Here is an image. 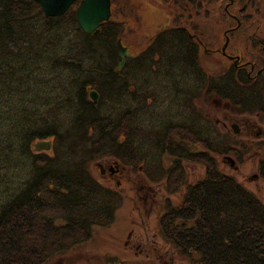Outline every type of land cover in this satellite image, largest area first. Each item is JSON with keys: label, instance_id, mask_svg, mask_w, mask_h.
I'll use <instances>...</instances> for the list:
<instances>
[{"label": "trees", "instance_id": "16d2710c", "mask_svg": "<svg viewBox=\"0 0 264 264\" xmlns=\"http://www.w3.org/2000/svg\"><path fill=\"white\" fill-rule=\"evenodd\" d=\"M163 1L173 23L156 31L146 48L125 57L120 67L116 41L124 23L112 16V9L99 31L87 34L76 20L79 0L59 16H46L35 0H0V108L3 100L25 90L39 94L45 80L30 72L39 61L45 60L62 77V94L48 105L49 119L39 116L43 110L28 95L13 120L7 111L0 117V264H47L54 255L86 243L94 227L113 221L121 194L101 184L89 166L108 155L163 182L167 193L185 186L181 205L173 207L168 200L159 220L161 235L182 256L195 254L201 264H264V203L223 172L214 155L232 149L219 148L204 135L208 125L188 116L168 118L148 132L136 120L137 109L155 103L154 90L137 84L148 69L172 82L179 75L194 82L182 90L187 96L182 110L193 109L209 124L207 104L213 96L228 101L236 113L264 115V90L258 81L252 83L226 59L219 71L207 72L200 51L216 52L210 48L216 40L186 24L211 16L222 25L229 19L230 25L236 0L227 7V0ZM62 34L68 36L67 43ZM194 86L200 87L198 100ZM88 88L98 92L97 102L89 99ZM124 95L136 100V107L122 102L121 110L102 109L106 102L114 107ZM201 99L206 101L200 111L190 107ZM39 140H48L50 148L35 150ZM13 151L19 156L13 158ZM23 161L30 162L32 174L27 183L15 186L11 180ZM185 162L203 166V177L188 183ZM258 170L264 179V159Z\"/></svg>", "mask_w": 264, "mask_h": 264}, {"label": "rangeland", "instance_id": "374dc122", "mask_svg": "<svg viewBox=\"0 0 264 264\" xmlns=\"http://www.w3.org/2000/svg\"><path fill=\"white\" fill-rule=\"evenodd\" d=\"M237 3L240 5L242 2ZM246 4L250 5V8L244 9L247 12H254V4L260 8L257 13L254 12L255 22H250L246 27H243V33L240 32L241 29L232 33L230 27L235 25V21L231 17L230 25H228L229 19L222 25L211 16H198L186 22V24L191 25L195 32L198 29L199 33L204 30L216 40L211 43L210 48H214L217 53L209 51L202 54L203 52L200 51V64L207 72H217L221 65L227 64L225 59L220 57L219 52L226 54L225 52H229L230 47L231 49L238 47V50L245 52L250 50L252 46L264 44V0H248ZM111 6L112 16L124 23L123 34L120 39L122 45L126 46L129 55L142 52L150 42V36L161 27L173 23L172 15L163 0H111ZM254 18L249 17L248 20L253 21ZM246 22L247 20H245ZM215 34H219V36ZM226 36L229 37L228 44L223 46ZM258 37L263 38L262 42L257 40L254 44L252 41ZM67 38L66 34L61 35V40L63 39L65 43H67ZM263 44L261 47H264ZM149 70L142 71L137 79L139 89H152L155 92L153 106L145 107L143 110L137 109L136 120L140 121L145 131L148 132L150 128L154 127L159 128L168 118H180L182 116H188L189 120L198 121L200 124L202 123V126L207 124L208 129L203 131L204 135L209 134V137L215 140L219 148L228 146L232 149V152L223 155L214 153L218 167L223 172L233 175L247 190L254 193L264 203V179L258 170L261 159H264V115L262 113H236L231 109L228 101L213 96L214 98L211 97L210 103L207 104L209 107L207 113L212 121L209 124L205 117L200 118L198 113L192 111L193 109L182 110L183 101L185 102L187 98L185 91L182 90L190 88L195 84L194 82L190 83L186 77L183 79L184 76L181 75L175 76V81L172 82L168 76L155 75ZM30 72H33L31 75H36L38 79L45 80L39 94L37 91L25 90L24 94H20V96L16 95L10 100H3L4 106L3 109L0 108V117L4 116L3 112L7 111L9 119L13 120L14 112L23 107L22 105L27 101L24 96L28 95L29 98L33 99V103L36 101L37 107L43 110H38L41 113L39 116L49 119L47 114L49 115L51 108L48 109V105L55 103L58 95L62 94V92L60 93L62 77L45 60L33 65ZM127 77L132 82L131 75L127 74ZM20 86H25V84H20ZM192 90L195 99L198 100L200 87L194 86ZM25 92H27L26 95ZM204 101L206 100L201 99L200 104L195 101L190 104V107L200 111V106L204 105ZM122 102L133 107L137 105L136 100L124 95L118 102L113 103L114 107L107 102L101 106L106 111H117L124 108ZM34 106L36 109V105ZM47 109L48 111H46ZM33 111L35 114V110ZM233 124L238 129L237 132L234 131ZM47 146L50 148L49 145ZM18 156L19 152H12L13 158ZM228 158L234 161L232 166ZM18 165L19 169H15L17 174L11 180L15 186L22 185L24 182L27 183L29 181L27 179L32 174L30 162H24L22 165L19 163ZM114 165L119 166L120 173L110 176L109 167H116ZM89 166L93 176L101 184L119 191L122 197L121 204L115 210L113 221L110 224L94 227L93 235L86 243L54 255L47 264H201L195 254L190 257L182 256L176 245L167 242L159 230V220L165 211V204L169 200L171 206H180L185 186H181L172 194L167 193L164 190L163 182L153 181L142 169L124 165L111 155L98 158ZM100 166L104 169L103 173L99 171ZM184 168L187 172L188 183H194L201 179L205 172L203 166L190 162H185ZM19 177L21 179L16 182Z\"/></svg>", "mask_w": 264, "mask_h": 264}, {"label": "water", "instance_id": "95a60500", "mask_svg": "<svg viewBox=\"0 0 264 264\" xmlns=\"http://www.w3.org/2000/svg\"><path fill=\"white\" fill-rule=\"evenodd\" d=\"M39 3L43 13L46 16H59L66 12L71 4L76 0H35ZM111 0H79V4L76 8V20L84 33L91 34L99 31V26L102 22L107 21L111 16ZM228 43V37L226 36L223 46ZM118 55L121 58L120 66L122 65L125 56H128L126 46L122 45L121 39L116 41ZM224 49V47H223ZM88 97L92 102H96L99 98V94L96 90L88 88ZM234 131L237 132L235 124L232 125ZM35 150H41L48 148L50 142H36L34 143ZM230 165H233V160L228 158Z\"/></svg>", "mask_w": 264, "mask_h": 264}, {"label": "flooded vegetation", "instance_id": "af4514ba", "mask_svg": "<svg viewBox=\"0 0 264 264\" xmlns=\"http://www.w3.org/2000/svg\"><path fill=\"white\" fill-rule=\"evenodd\" d=\"M239 1L242 2L240 5H238V3H237ZM253 1H258V0H253ZM237 2L234 5L232 11L230 12V16H231L232 20L235 21V25L230 27V30L232 32H237L238 29L246 27L250 22L254 23L255 22V18L253 17V16H255L254 12L257 13L259 8H260L259 6H255L256 4H254V7H253L254 12L253 11L247 12V11H244L245 8H248V7L250 8V5L246 4L247 0H237ZM229 3H233V1L227 0L226 7H227V4H229ZM251 5H253V4L251 3ZM249 17H252V19L254 18V20L253 21L248 20ZM245 20H247L246 23H245ZM242 23H244V24H242ZM227 35H228V33H227ZM262 39L263 38H261V37H258V39L254 38V40L252 42L255 44V42L257 40H259L261 43ZM262 44H261V46H262ZM230 46H231V43H230ZM261 46H259V45L258 46H252V48L250 50H247L245 52L238 50V47H237V49H236V47H233V49H231V47H230L229 52H227V51L225 52L226 54H223L222 52H219V53L224 59H227L233 65L234 69L237 68L236 69L237 71L245 72L246 75L249 78H251L252 83L258 81V83L263 87V90H264V47H261ZM263 46H264V44H263ZM246 47H248V46H246ZM254 47H259V48H254ZM114 166H116L117 168L116 167L113 168L112 166L109 167V175L110 176L118 175L120 173L119 166L118 165H114ZM258 167H260V163H259ZM99 171H100V173H103L104 169H102V167L100 166ZM117 183H119L118 180H117Z\"/></svg>", "mask_w": 264, "mask_h": 264}]
</instances>
